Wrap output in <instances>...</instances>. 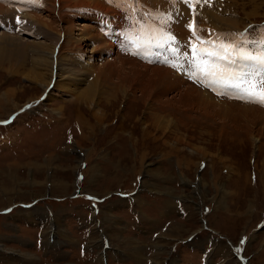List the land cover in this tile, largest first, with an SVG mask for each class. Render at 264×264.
Instances as JSON below:
<instances>
[{
  "label": "rangeland",
  "instance_id": "obj_1",
  "mask_svg": "<svg viewBox=\"0 0 264 264\" xmlns=\"http://www.w3.org/2000/svg\"><path fill=\"white\" fill-rule=\"evenodd\" d=\"M114 1L0 0V137L41 100L40 117L52 107L68 117L37 134L10 127H25V158L37 154L30 141L52 137L30 161L0 160V264H264V106L170 67L182 61L134 43L148 29L132 22L147 15L144 23L162 27L153 36L191 55L189 44L201 47L193 21L205 40L216 39L210 32L259 40L264 0ZM130 73L138 79L124 93ZM143 76L158 81L147 88ZM81 92L94 95L91 111ZM74 114L84 119L79 130ZM139 207L150 218L141 213V224Z\"/></svg>",
  "mask_w": 264,
  "mask_h": 264
},
{
  "label": "snow or ice",
  "instance_id": "obj_2",
  "mask_svg": "<svg viewBox=\"0 0 264 264\" xmlns=\"http://www.w3.org/2000/svg\"><path fill=\"white\" fill-rule=\"evenodd\" d=\"M115 2L118 5L143 7L139 5V0H115ZM184 2L190 3L194 0H184ZM127 14L136 16L133 8H128ZM144 21H147V15L144 16ZM144 21L135 18L132 21L134 29H139L141 24L148 29V35H140L136 41H133L134 43L163 49L177 61H182L181 70L190 76L207 80L214 87L230 89L235 93L236 98L264 106V35H261L259 40L253 41L248 39L247 32L229 34L227 37L224 34L210 32V35L215 36L216 39L205 40L197 35L198 29L194 28L193 21L187 27L200 41L201 47L195 49L189 44L187 47L190 48L191 55L181 56L179 45L175 44L174 38L158 39L152 33L161 32L162 27L144 23ZM261 31L264 32V29ZM164 62L167 64L168 60ZM209 64L213 67H209ZM170 66L176 68L177 64L172 63Z\"/></svg>",
  "mask_w": 264,
  "mask_h": 264
},
{
  "label": "crops",
  "instance_id": "obj_3",
  "mask_svg": "<svg viewBox=\"0 0 264 264\" xmlns=\"http://www.w3.org/2000/svg\"><path fill=\"white\" fill-rule=\"evenodd\" d=\"M1 84V83H0ZM4 86H6L5 84L4 85H0V87H4ZM44 99V98H43ZM42 101L43 100H41V101H38V102H36V103H34L33 105H35V107H33V108H31L30 109V111L32 110V112H28V113H26V114H22V115H19V116H15V117H13V119H12V121L10 122V125L9 124H5V126H7V125H9V130L8 131H6V130H4L3 131V133L1 134V137H0V160L1 159H5L6 160V162H8V161H11L12 159H17V161H23V162H27V161H30V160H32L33 158H34V156H37L38 155V150H40V148H42V147H44V142L43 141H46L47 143L49 142V138H51L52 136L49 134L48 136H46V135H43L42 137H36L37 135H35V137L36 138H38L37 140H34L33 142L32 141H30L29 142V145H31V146H33V148H34V151H36V153L37 154H34V155H32L31 156V158H25V157H28V155H26L25 154V152H28L29 151V149H27V151H25V149L26 148H29L28 146H26V144H24V141H22L21 142V140H20V138H21V136H22V134H23V132H22V129L21 128H15L14 130H10V127L11 126H14V125H19L20 123H21V125L23 124V126H26V127H28L29 129H32V134H37V132H34V130H35V127H34V125H33V123H36L38 126L36 127V128H39V129H41V130H44L43 128H45V126H46V128L45 129H50V127H51V125H52V123L53 124H56V123H58L59 122V124H61V125H63V124H65L67 121H68V117H67V115H65V117H66V120H61L60 121V115H59V113L55 110V108L54 107H52L51 109H47V110H49V111H46L45 109H44V112L42 113V117H40L38 114H40L41 115V112H39L37 109H35L36 111H33V109L34 108H37V104H39V103H42ZM45 101V100H44ZM33 101H31L30 103H32ZM2 104L0 103V107H3V106H1ZM29 108V107H28ZM27 109V108H26ZM75 116H76V114H74V119L73 120H71L69 123H71V122H73L74 124H75ZM25 118V119H24ZM31 119V120H30ZM35 119H38L39 121L41 120V121H43V122H39V121H35L34 122V120ZM27 121H28V123H27ZM31 121H33V122H31ZM67 124L66 126L67 127H69L68 125H70V124ZM1 127V126H0ZM24 129H25V127H23ZM75 128H77L78 129V126H77V124L75 125ZM77 129H76V132H77ZM79 130V129H78ZM25 136V134H23V137ZM48 140V141H47ZM77 140V139H76ZM16 141H19V143H18V145H17V149H15L14 148V146H15V144H16ZM38 142V143H37ZM40 143V144H39ZM72 143H75L76 144V142H74V140H72ZM67 144H65V145H63V146H66ZM7 151L8 152H10V153H7ZM47 154H49L50 153V151L48 150L47 152H46ZM46 154V155H47ZM45 155V156H46ZM50 156V155H49ZM44 158V157H43ZM0 166H2V164H0ZM86 166V165H85ZM84 166V167H85ZM135 199L136 198H133V201H130V205H131V203L133 202V204H134V201H135ZM162 207H164L163 205H162ZM109 208V207H108ZM134 210H136L137 212H136V216L138 217V221H139V223L141 224L143 221L141 220V218H142V215L143 216H145V217H147L145 214H144V212L142 211V209L139 207V208H135ZM25 213V212H24ZM114 213V212H113ZM137 213L140 215V216H138L137 215ZM141 213H142V215H141ZM27 214H28V211L26 212V216L25 215H23V216H19V218L18 219H25V220H27ZM115 214V213H114ZM95 215H96V213H95ZM116 215V217L118 216L117 214H115ZM162 216V215H161ZM96 218V217H95ZM118 218V217H117ZM147 218H149V217H147ZM17 219V220H18ZM150 219V218H149ZM47 220V219H46ZM120 221V220H119ZM33 222V220H29L28 221V223H32ZM34 223V222H33ZM134 223V220H133V222H132V224ZM136 226L138 227V222H137V224H136ZM148 229L149 230H151L149 227H148ZM113 235H114V233H113ZM127 235L130 237V238H132L131 236H133V235H135V236H138V234L137 233H127ZM126 235V236H127ZM131 235V236H130ZM115 236V235H114ZM136 239V241H140L141 243H144L143 241V239L142 240H140L138 237H136L135 238ZM3 249H5L6 251H14V250H18V251H22V250H20V249H15V248H9L8 250L6 249V248H3ZM11 249V250H10ZM111 249H112V247H111ZM114 249H118L117 247H115ZM23 253V252H22ZM33 252H28V253H23V254H26L27 256H29V255H31Z\"/></svg>",
  "mask_w": 264,
  "mask_h": 264
},
{
  "label": "bare ground",
  "instance_id": "obj_4",
  "mask_svg": "<svg viewBox=\"0 0 264 264\" xmlns=\"http://www.w3.org/2000/svg\"><path fill=\"white\" fill-rule=\"evenodd\" d=\"M114 2H115V1H114ZM94 4H95V6H96L98 9H103V10L106 9L104 6L101 7V5H99L98 3H95V2H94ZM117 5H118V4H117ZM115 6H116V5H115ZM113 10H114V9H113ZM110 11H112V9H110ZM115 11H117V10H115ZM97 13H98V12H97ZM113 13H114V12H113ZM116 13H118V12H116ZM121 13H122V12H121ZM51 15H52V14H51ZM118 15H119V14H118ZM96 20H97V18H96ZM118 20H119V19H118ZM98 22H99V20L96 22V24H97ZM110 22H113V21L109 20V21H106L105 23H106V24L109 23L110 25H111V24H116V23H110ZM182 31H183V30H182ZM183 32H184V31H183ZM97 35H98L97 37L100 38L99 34H97ZM55 51H56V50H55ZM50 56H52V53H51V54L49 53V57H50ZM44 60H45V59H44ZM45 63H47V62H45ZM48 64H49V63H48ZM44 68H45V67H44ZM50 69H51V68H50ZM163 71H164V70H163ZM53 73H54V72H53ZM109 73H110V72H109ZM165 73H166V72H165ZM35 74H36V73H35ZM48 74H49V73H48ZM104 74H105V73H104ZM119 74H120V72H119ZM102 75H103V74H102ZM121 75H122V74H121ZM137 75H138V73H130V75H126V74L122 75V76H121V80L123 81L122 83L124 84L126 81H129V80H130V79H129L130 76H133L134 78H137V79H138V77H136ZM153 75H155V74H153ZM33 76H34V75H33ZM37 76H38V75H37ZM104 76H105V75H104ZM104 76H103V77H104ZM101 77H102V76H101ZM106 77H107V76H106ZM106 77H104V78L106 79ZM155 77H156V75H155ZM32 78H33V77H32ZM34 78H35V77H34ZM50 78H51V77H50ZM104 78H103V79H104ZM134 78H133V79H134ZM36 79H37V78H36ZM38 79H39V78H38ZM38 79H37V80H38ZM95 79H96V78H95ZM98 79H99V78H98ZM142 79H145V82H146V79H147V83H142V85H146L147 88L150 87V86H152L154 83H157V81H158L156 78H154V77H152V76H149V77H148V76H147V77H146V76H143ZM96 80H97V79H96ZM154 80H157V81H154ZM45 81H46V80H45ZM47 81H49V79H48ZM47 81H46V82H47ZM98 81L101 82V80H98ZM39 82H41V80H40ZM94 82H95V81H94ZM94 82H93L92 84H94ZM90 84H91V83H90ZM99 84H100V83H99ZM123 84H122L119 88L122 89L121 91H123V92L125 93V92H126V88L129 87V86H131V84H130V82H129L127 85H126V84L123 85ZM132 86H133V85H132ZM42 87H43V89H45V87H47V85H46V84H42ZM91 87L94 89V86H91ZM95 87H96V85H95ZM97 88H98V86H97ZM119 88H118V89H119ZM46 89H48V88H46ZM49 89H50V88H49ZM93 89L90 90V89L88 88V90H90V91H92V92H93ZM85 90H86V89H85ZM85 90H84V91H85ZM42 91H43V90H42ZM86 91H87V90H86ZM98 91H100V90H98ZM98 91H97V92H98ZM139 91H140V89H139ZM148 91H149L148 89H147V90H146V89L143 90V94L146 95V93H148V94L150 95V92H148ZM11 92H13V91H11ZM81 93H82V92H81ZM98 93H99V92H98ZM127 93H128V92H127ZM141 93H142V92H141ZM51 94H52V93H51ZM82 94H84V93H82ZM93 94H94V93H93ZM4 95H5V94H4ZM82 96H83V95H82ZM82 96H81V97H82ZM84 96H86L87 99H88V103L86 102L85 105H86L87 108L91 111V109L93 108L92 105H93V96H94V95H92V94H88V93L85 92ZM141 96H142V95H141ZM153 96H155V95H153ZM78 97H79V95H78ZM101 97H102V96H100V98H101ZM155 97H156V96H155ZM156 98H157V97H156ZM83 99H84V98H83ZM125 99H126V98H125ZM154 100H155V99H154ZM77 101H78V99H77ZM80 101H81V100H80ZM109 101H110V100H109ZM76 103H77V102H76ZM80 104H81V103H80ZM83 104H84V103H83ZM167 104H168V106L171 105V104L169 105V103H167ZM89 106H90V107L92 106V108L90 109ZM171 106H172V105H171ZM96 108H97V107H95V109H96ZM99 111H100V110H99ZM60 112H61V110H60ZM92 112H93L94 117H95L98 121L101 122V121L104 120V119L102 118L103 116L99 114L100 112L98 113V111H96V110H94V111L92 110ZM102 113H103V112H102ZM243 113H245V112H243ZM149 114H150V116H151L152 119H153V122H152V123H153L154 125H156V122L160 121V120H158V118H159L158 115H156L155 113H149ZM149 114H148V115H149ZM251 115H252V114H251ZM62 116H63V114H62ZM63 117H64V116H63ZM234 118H235V117H234ZM252 118H254V116H252ZM60 119H62V117H60ZM162 119H163V118H162ZM83 120H84V119H83L82 114H80V115L77 114V116H76V118H75V125H76V124H77V126H78V124L80 125L81 122H83ZM166 123H167V122H166ZM159 124H160V123H159ZM81 125H82V124H81ZM163 125H164V124H163ZM172 125H173V124H172ZM222 126H223V125H222ZM157 127H158V126H157ZM167 127H168V126H167ZM121 128H122V127H121ZM158 128H159V127H158ZM163 128H164V127H163ZM246 128H247V127H246ZM159 129H160V128H159ZM164 131H165V130H164ZM142 132H143V134H145L146 131L143 129ZM259 132H261V131H259ZM163 133H165V132H163ZM220 134H221V133H220ZM162 138H163V137H162ZM175 138H176V137H175ZM175 138H174V139H175ZM178 139H179V138H178ZM166 140H167V139H166ZM166 140H165V141H166ZM256 141H257V140H256ZM170 147H171V146H170ZM176 149H177V148H176ZM172 150H174V149H172ZM136 152H137V151H136ZM50 159H51V158H50ZM119 223H120V222H119ZM160 235H161V234H160ZM128 241H129V240H128ZM130 242H131V241H130ZM134 242H135V241H134ZM133 249H134V248H133Z\"/></svg>",
  "mask_w": 264,
  "mask_h": 264
},
{
  "label": "trees",
  "instance_id": "obj_5",
  "mask_svg": "<svg viewBox=\"0 0 264 264\" xmlns=\"http://www.w3.org/2000/svg\"><path fill=\"white\" fill-rule=\"evenodd\" d=\"M263 17H264V16H260V17L257 18V20L262 19Z\"/></svg>",
  "mask_w": 264,
  "mask_h": 264
}]
</instances>
